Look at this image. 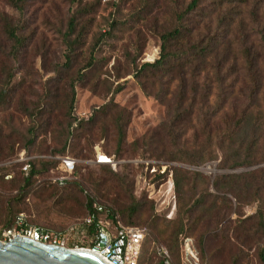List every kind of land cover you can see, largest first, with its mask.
<instances>
[{
  "label": "rangeland",
  "instance_id": "obj_1",
  "mask_svg": "<svg viewBox=\"0 0 264 264\" xmlns=\"http://www.w3.org/2000/svg\"><path fill=\"white\" fill-rule=\"evenodd\" d=\"M190 1L0 0V93H4L0 96V166L8 167L5 170L13 179L7 181L9 177H3L5 170H0V226L9 209L19 211L27 226L21 227L17 221L10 231L18 233L38 227L64 234L66 248L88 249L92 237L82 225L83 192L94 194L89 177L117 175L123 176L126 184L122 192L118 191L116 204L113 200L100 199L99 202L115 210L123 226L149 232L152 218L157 216L159 221L157 228L152 230L156 238L149 246L150 254L141 264H155L159 247L168 250L173 264H188L185 253L188 249L197 258V264H262L259 252L264 246V230L259 226L257 212L260 208L264 211V189L258 200L252 194L249 197L243 194L241 196L246 199L238 204L230 192L219 191L213 181L220 176L264 169V163L236 170L219 169V161L193 167L164 161L152 155L149 148L150 135L166 120L169 110L167 104L154 98L156 89L151 95L144 94L132 71L158 58L160 34L175 26L176 14L183 12ZM221 2L220 26L226 30L232 27L227 44L238 51L236 55L240 60L237 66L230 67V63L226 72L237 76L240 86L249 94L253 88L250 71H258L264 82V0ZM206 5L209 11L213 10L212 1H207ZM74 14L78 25L73 39L79 36V41L71 66L66 68L64 37L68 21ZM112 21L116 22L113 32L101 40L100 34ZM8 27L20 37L19 45L9 37ZM93 45L97 62L81 80L77 72L87 61ZM246 57L260 60L261 66L252 63V69L248 68V63L243 62ZM72 85L75 106L69 117L67 106ZM118 86L122 89L116 93ZM263 97L264 88L258 103L261 109H264ZM121 113L124 114L122 123L126 125L124 139L119 143L114 120ZM91 116L94 122L85 132L86 140L78 142L84 130L79 137H67V124L72 119L87 121ZM63 146L66 148L64 155L53 154ZM22 149L35 161L52 165L38 176L25 197L16 202L13 200L21 176L13 158ZM98 153L112 157L114 164L98 166L95 163ZM65 155L76 160L72 178L80 183L82 193L70 186L59 189L52 184L59 173L57 163ZM149 164L153 165L150 169ZM161 164L199 173L208 178L209 183L202 179L187 181L179 175L181 183L177 189L175 176L171 174L163 183H154V175L158 173L156 165ZM164 170L162 168L161 172ZM262 175L255 176L260 181L257 186L263 184ZM201 193L205 195L206 207L210 208L201 223L211 227V232L205 233L203 253L199 248L201 232L190 231L187 226V234L177 237V249L170 251L163 240L168 233L167 226L177 217L180 204H195ZM132 197L139 202V212L132 218L133 225H128L121 212L132 204ZM198 213L197 209L190 224L198 222ZM217 213L224 214V218L215 223ZM3 230L0 227L1 242L6 241L3 234L8 231Z\"/></svg>",
  "mask_w": 264,
  "mask_h": 264
},
{
  "label": "trees",
  "instance_id": "obj_2",
  "mask_svg": "<svg viewBox=\"0 0 264 264\" xmlns=\"http://www.w3.org/2000/svg\"><path fill=\"white\" fill-rule=\"evenodd\" d=\"M207 1L214 3L213 10H208ZM221 1L191 0L183 12L176 14L175 26L171 30L160 34L158 58L153 62H144L132 71V76L137 80L144 94L151 95L150 93H153V90L156 89V93L153 95L154 98L160 103L167 104L168 117L158 125L157 130L149 137L151 154L157 155L158 158L164 161L177 162L193 167L219 161L217 167L226 170L248 168L264 163V109H261L258 105L260 94H262L264 88L263 76L256 70L250 71L249 77L253 88L247 94L242 85L240 86L238 77L226 72L230 63H232L230 67L237 66L240 65V60L236 55L238 51L232 49L230 43L227 44L226 38L230 35L232 27L226 30L220 26L221 13L219 7ZM77 25V16L74 14L68 21L67 32L64 37L67 50L64 55V66L66 68H70L75 47L78 45L79 36L73 39L76 35ZM115 26L116 22L112 21L106 26V30L100 34L99 38L102 40L109 37ZM7 33L15 42V45H19L21 39L16 35L14 29L8 27ZM95 52V45H93L89 51L87 61L77 72L81 80L85 79L86 72L95 66V62H97ZM243 62L248 63L250 69H252V63L255 66H261L260 60L253 61L249 57H246ZM70 88L71 97L67 106L69 117L73 114L75 106V87L72 85ZM121 89L118 86L115 92L119 93ZM0 96H4V93L1 92ZM245 100L246 102L243 103ZM123 115V113L119 114L114 120L119 143L124 139L123 128L126 122L123 121L122 123ZM93 122V117L87 121L77 118L72 119L67 124V137H79L80 131L84 130L80 134L78 142L86 140L85 138L88 135L85 132L90 129L91 126L89 125ZM65 150V146H63L62 150L53 154L64 155ZM21 152H24L25 157L28 158L27 161H17ZM77 155H80V152ZM64 157L72 158L67 155L61 158ZM13 159H15V162L17 161L15 166L19 168L21 176L18 193L13 201L19 202L25 197L26 192L33 186L38 176L47 172L52 163L35 161L25 149L20 150ZM60 159L56 168L59 173L54 179L59 177L66 179L62 184L54 181H52V184L59 189L70 186L82 193L80 183L72 178L75 174L76 165L71 172H67ZM26 164L29 165L27 173L22 170ZM150 165L148 166L149 169L153 166ZM6 168L8 167L5 165L0 166V170ZM156 168L158 173L154 175V183H163L168 178V174L175 176V187L177 189L181 183L180 176L187 181L202 179L207 184L209 183V179L199 173L185 172L168 164L156 165ZM162 168L165 170L161 172ZM8 174V171L5 170L3 177H9L6 180L11 182L13 179ZM257 174H263L261 176V179H263L261 186H257L260 183L259 179L255 178ZM89 181L92 184L94 194L87 191L83 192L84 199L81 204L84 211L83 220L90 214H94L96 218L107 216L112 225L115 226V210L108 208L99 200H113L112 202L116 204V195L118 191L122 192L126 179L123 176L114 175L109 178L89 177ZM213 185L219 191L224 189L226 193L230 192L238 204L241 203V199H246L241 196L243 194L247 197L252 194L258 200L261 189H264V169L246 174L220 176L213 181ZM200 197L195 204H180L177 217L170 222L171 227L170 224L167 226L166 232L168 233L163 240L169 246L170 251L177 249V237L182 233L187 234V230H185L187 226L190 231L201 232L199 234V248L203 253L205 233L211 232V227L201 222L205 220L210 208L206 207L204 193H201ZM95 205L103 207L107 213L99 215L96 212ZM197 209L199 210L198 222L190 224L193 213ZM9 210L0 226L4 229L3 231H10L13 223L20 219L23 220L21 227L27 226V222L22 214H19V211ZM138 212L139 202L132 197V204L122 210L121 214L122 217L127 218L126 223L128 225H133L132 218ZM263 212L261 208L258 209L257 216L260 221L259 226L264 230ZM223 218L224 214L220 216L217 213L214 216V221L218 223ZM158 224L157 216L153 217L149 225V232H145L139 256L140 264L150 254L149 246L156 238L152 230H155ZM35 228L39 229L38 227ZM86 228L87 233L94 238L96 226L92 225ZM259 260L264 264V246L259 252ZM160 262L157 257L155 264H160Z\"/></svg>",
  "mask_w": 264,
  "mask_h": 264
},
{
  "label": "built area",
  "instance_id": "obj_3",
  "mask_svg": "<svg viewBox=\"0 0 264 264\" xmlns=\"http://www.w3.org/2000/svg\"><path fill=\"white\" fill-rule=\"evenodd\" d=\"M27 160L28 158L25 157L24 152H21L17 161L25 162ZM60 161L67 172H71L76 165V160L69 157L61 158ZM95 163L98 165L112 166L114 161L112 158L98 153ZM22 170L27 173L29 165H24ZM65 179L64 177H59L53 181L62 184ZM94 207L99 215L107 213L101 206L95 205ZM114 219L115 226L112 225V222L107 216H99L96 218L94 214H90L84 218L82 222L84 227L96 226V232L94 238H92L91 247L86 249L94 252L109 264H138L142 243L145 237V230L137 227L123 226L117 220V216H114ZM22 221V219L19 220L20 226L23 224ZM16 236H25L40 243L66 248L65 235L62 233H52L37 228H28L18 233L7 231L3 234V237L6 239L4 242L10 241ZM186 246L188 247V244L185 245V247ZM185 253L188 257V264H197V258L192 254L190 249L186 250ZM157 255L161 261L160 264H173L168 250L164 247L157 248Z\"/></svg>",
  "mask_w": 264,
  "mask_h": 264
},
{
  "label": "water",
  "instance_id": "obj_4",
  "mask_svg": "<svg viewBox=\"0 0 264 264\" xmlns=\"http://www.w3.org/2000/svg\"><path fill=\"white\" fill-rule=\"evenodd\" d=\"M0 264H109L100 256L83 248H64L16 236L0 241Z\"/></svg>",
  "mask_w": 264,
  "mask_h": 264
},
{
  "label": "bare ground",
  "instance_id": "obj_5",
  "mask_svg": "<svg viewBox=\"0 0 264 264\" xmlns=\"http://www.w3.org/2000/svg\"><path fill=\"white\" fill-rule=\"evenodd\" d=\"M85 250H87V249H85Z\"/></svg>",
  "mask_w": 264,
  "mask_h": 264
}]
</instances>
